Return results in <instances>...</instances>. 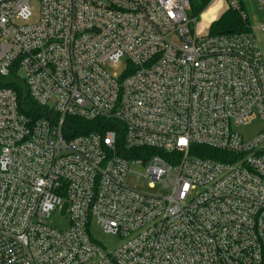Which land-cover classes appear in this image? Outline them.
I'll use <instances>...</instances> for the list:
<instances>
[{"label":"built area","instance_id":"2783aa9c","mask_svg":"<svg viewBox=\"0 0 264 264\" xmlns=\"http://www.w3.org/2000/svg\"><path fill=\"white\" fill-rule=\"evenodd\" d=\"M192 1L0 0V264H264V19Z\"/></svg>","mask_w":264,"mask_h":264},{"label":"rangeland","instance_id":"374dc122","mask_svg":"<svg viewBox=\"0 0 264 264\" xmlns=\"http://www.w3.org/2000/svg\"><path fill=\"white\" fill-rule=\"evenodd\" d=\"M193 0L192 2H194ZM242 9L246 12L248 16V22L252 27L258 26L264 19V12L261 11L258 5L253 0H238ZM222 7V9H221ZM220 7V4L215 3L211 7H209L202 15L199 17L198 27L202 30L208 27V24L211 20L215 19L216 16L222 14V12H226V4H223ZM232 9V8H231ZM233 10V9H232ZM204 11V10H203ZM192 12V11H191ZM257 42L264 52V34L261 31L254 30ZM261 128V124L259 121L251 124L250 126L240 127L238 130L243 133L246 137L254 136L258 129ZM1 153V148H0ZM68 215V204H64L60 210H58L52 218L53 223L56 226H60L61 228H65L68 225L67 222ZM90 232L94 240H96L101 246L105 249L112 250L117 247L121 239L120 237L112 234L105 233L102 228L96 223L94 220L90 226Z\"/></svg>","mask_w":264,"mask_h":264},{"label":"trees","instance_id":"16d2710c","mask_svg":"<svg viewBox=\"0 0 264 264\" xmlns=\"http://www.w3.org/2000/svg\"><path fill=\"white\" fill-rule=\"evenodd\" d=\"M206 6V0H195L192 2V13L194 15H199L206 8ZM247 24L248 22H245L236 10L230 9L211 24L210 32L212 34H221L232 31H245L247 30ZM74 122L76 128L75 133L88 132L95 128L93 122L91 121L75 119ZM198 151L201 156L218 158L216 151L210 147L199 146Z\"/></svg>","mask_w":264,"mask_h":264}]
</instances>
